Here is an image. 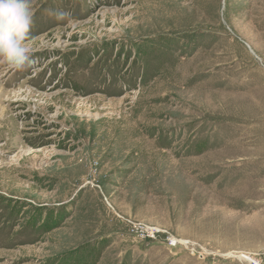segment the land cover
Segmentation results:
<instances>
[{"label": "rangeland", "instance_id": "rangeland-1", "mask_svg": "<svg viewBox=\"0 0 264 264\" xmlns=\"http://www.w3.org/2000/svg\"><path fill=\"white\" fill-rule=\"evenodd\" d=\"M34 7L36 63L0 64V264H264V0Z\"/></svg>", "mask_w": 264, "mask_h": 264}, {"label": "clouds", "instance_id": "clouds-1", "mask_svg": "<svg viewBox=\"0 0 264 264\" xmlns=\"http://www.w3.org/2000/svg\"><path fill=\"white\" fill-rule=\"evenodd\" d=\"M35 0H0V64L23 71L33 66L34 49L30 33L34 24ZM57 21L71 17L65 10H49Z\"/></svg>", "mask_w": 264, "mask_h": 264}, {"label": "built area", "instance_id": "built-area-1", "mask_svg": "<svg viewBox=\"0 0 264 264\" xmlns=\"http://www.w3.org/2000/svg\"><path fill=\"white\" fill-rule=\"evenodd\" d=\"M157 232V230H152V229H146L145 228V237L147 236V237H151V238H155V233ZM249 261L251 262V263H253V264H258L256 261H251V259L249 258Z\"/></svg>", "mask_w": 264, "mask_h": 264}, {"label": "bare ground", "instance_id": "bare-ground-1", "mask_svg": "<svg viewBox=\"0 0 264 264\" xmlns=\"http://www.w3.org/2000/svg\"><path fill=\"white\" fill-rule=\"evenodd\" d=\"M239 258H242V259H245V260L249 259V257L246 254H240Z\"/></svg>", "mask_w": 264, "mask_h": 264}]
</instances>
